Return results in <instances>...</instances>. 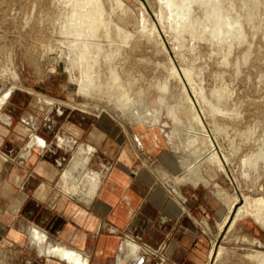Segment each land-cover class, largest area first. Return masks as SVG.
Returning <instances> with one entry per match:
<instances>
[{
  "label": "crops",
  "instance_id": "crops-1",
  "mask_svg": "<svg viewBox=\"0 0 264 264\" xmlns=\"http://www.w3.org/2000/svg\"><path fill=\"white\" fill-rule=\"evenodd\" d=\"M46 93L19 89L1 108L0 251L30 254L27 264H75L40 253L30 235L37 228L47 245L73 251L85 264H137L129 240L140 247L136 254L148 250L142 264H208L211 237L229 212L214 177L203 172L209 184L177 182L181 165L158 135L136 138ZM33 137L43 146L29 145ZM86 153L87 167L100 175L90 198L84 187L63 191L60 181L74 157Z\"/></svg>",
  "mask_w": 264,
  "mask_h": 264
},
{
  "label": "bare ground",
  "instance_id": "bare-ground-1",
  "mask_svg": "<svg viewBox=\"0 0 264 264\" xmlns=\"http://www.w3.org/2000/svg\"><path fill=\"white\" fill-rule=\"evenodd\" d=\"M53 1L59 3L60 8L63 10L62 11L60 9L61 11L60 10L59 11L63 12L62 14L64 16V17L62 16L63 18L59 22L58 33H60V35H62L64 38L65 37L68 38V40L66 39L60 40V44H63L67 49L61 48V46H57L58 56L59 58L64 59L68 62L70 66L69 68L70 79L72 82L77 84L78 94L80 93L81 95L86 97H95V96H100L101 98L105 97L106 104L112 107L114 110L118 111L121 117L127 120V122L130 123L133 127H137V126L148 127L150 129L151 136L157 135L156 133H163L166 136L167 143L171 145L173 151L175 153H179L182 155L180 159V165L182 171L176 177L177 182H191V183L203 182L205 184H209V181L203 175V172L206 171L205 166H210L212 168H215L216 171L230 177L226 169V164L230 162L231 157L228 155V153L227 154L223 153L222 155L219 153L211 133L206 130V127L203 122V117L198 112V106H199L201 108L203 116L205 115L206 117L208 116L210 118L211 126L213 128V134L215 135V138L218 131L222 130L223 132H226L228 122L220 121L218 115L220 116L227 115L229 118L231 117L230 113L228 114L227 112L229 108L227 107L228 108L227 109L226 106H224L223 104L224 103L223 101L225 100L227 93L229 94L227 90H226L227 93L225 91V89H227L228 87L225 88L226 87L225 86L224 87L225 89H222V87L221 89L214 88L210 94L211 96H208L204 88L202 86H198L195 83L193 70L191 68L182 65L181 68L176 69L173 63L170 61L169 69L171 70L170 71L171 75L173 74V77L177 78L178 81L182 84V88L180 92L181 93L180 95L182 96L181 103L178 102L180 98L178 101H176L177 103H175L174 105H171L172 103L169 104L167 102L168 95L171 94V91L168 89V85H166L167 83L164 84L163 82V83L155 84L156 87L155 89L156 90L158 89L157 91H159V93L157 92L158 95L156 96L153 105L154 106L158 105V106L154 107L152 105L151 107L148 103V97H147V92H148L147 90L149 89L148 86H146L148 89L147 88L143 89L142 87H140L139 89L134 90L133 89L134 84L129 80L130 78L129 73L128 75L126 74V76L123 77L120 73L121 71H119L120 68H118V65L121 64L124 60L126 61L127 58L129 57L128 55L129 51H133L137 48L142 38L147 41L152 40L157 43H160V41L157 40V38H159L160 36L157 31V28L154 25H152L149 29L147 28L149 24L147 23L146 15L142 14L141 29L140 30L138 29L137 33L134 34L133 32H130L125 26L126 24L129 23L130 19H129V14L127 13L128 7L126 6V4H124L123 0H53ZM240 1L241 3L243 1V4H240L239 2V5H237V3H235V0H163V2H161L159 5V11L156 12V16L158 17L159 19L158 22L161 23L160 25H162L163 30H165L166 26L169 27V34L172 36L174 40V45L177 46V51H176L177 56L181 58H184L186 56V53H184L183 50L184 39L186 38V36H190V37H194L196 41L194 43L191 42L193 44L187 48L189 52L190 51L194 52L198 50L197 41L203 39V41L205 40L206 42H208L214 54L217 53L221 55L222 58L221 57L220 58L222 59L221 61L222 65H226V64H230V59H231L230 54L232 53V51L236 49V47H239L244 42L245 38H247V34H248L247 30L248 29L251 30V35L253 38V36L256 35L255 33L262 26L258 16H260L261 14V6L263 7L262 4L264 3V0H240ZM117 8L121 10L118 11L119 13L116 11ZM122 11L123 13L120 14V12ZM167 18H170V20L169 19L168 20L169 23L172 24H169L167 22ZM255 41L256 40L254 39V42ZM49 42H48V46H49ZM246 46L247 45H245V47ZM52 47L54 49V46ZM207 51H208V47H207ZM47 52L48 51H46V53ZM207 53L209 54V52ZM211 56L213 55L211 54ZM248 56L249 55H245L243 57L244 62ZM235 60L233 61L235 62ZM12 63L13 61L10 59V64ZM217 63H219V61ZM244 64L246 65V63ZM233 65L236 73L242 72L240 71L241 69H239L240 64L238 65V61ZM251 67L253 68V66ZM7 69H9L10 71V68ZM7 69H4V71H6ZM224 69L225 68H223V70ZM221 73H219V75H221ZM11 77L13 78L14 81L19 80V75L15 69L12 71ZM245 77H246L245 79H247V77L249 76L245 75ZM262 79L264 80L263 77ZM232 81L234 82L233 79ZM220 83L221 82H219V84ZM223 84H225V82ZM247 84H249V82ZM256 84H258V82H256ZM188 85H190L194 91L193 96L189 93ZM260 91L263 90H259V92ZM10 92L11 90L9 89L8 91L5 92V94H3L0 97V116H1V108L3 104L6 102ZM164 115L166 118H168L171 121V129H169V131L167 132H165L163 128L166 125V123L162 122V118L164 117ZM237 118L239 119L242 117H237ZM232 119H235V117ZM261 119L263 120L262 117ZM251 126H248L247 130L245 129L244 132L245 135L244 140H246L245 146H248V148L250 147V149H252L249 151V153H246L244 155V158L241 161V164L243 166L242 174L245 176V178L246 177L249 178L251 176L250 169L257 170L256 168H257L258 159L261 160V158H264V138H263L264 134L262 135L263 137H261V135L259 134L260 138L258 136L259 139L257 138L254 139L253 138L254 136L252 137V135L255 133L254 131L255 128L253 129V127ZM256 127L259 129L258 126ZM234 139L232 140L233 142ZM42 143L43 141L38 137H33L29 141V145L31 144L41 145ZM242 143H244V141ZM204 144L205 146H203ZM238 147L240 148V145ZM87 151H90V148H88ZM83 152L84 151H82L81 154ZM237 152L239 151L237 150ZM87 153L85 155L78 154L77 156L74 157L72 163L69 164L70 166H68L64 170L60 181L61 182L63 181L62 184L63 185L62 189L64 188L63 191H67L71 194L72 193L75 194L78 192V189L80 187L81 188L84 187L87 189V191L85 190L86 193H84L85 191L83 192L84 193L83 197L85 195V198H90L98 188L100 182L99 180L100 175L99 173L87 167L89 161L88 154H90ZM231 153L233 152H230V154ZM212 185L217 195L223 201L227 202L228 203L227 206H229L228 215L223 220V222H221L220 229H222L226 224H229V229H230L231 227H233V225L238 219H241L247 215L252 216L256 221H258L262 226H264L263 197L250 198L249 196L243 194L244 202L235 211L236 208L235 205L239 200L238 194L231 193L226 188L221 187L218 183H213ZM234 212L235 214L233 215ZM30 235L32 239L31 241L34 242L40 253L54 255L57 256L58 258L65 259L75 264H85L86 260L82 261L79 254H76L75 252L65 249L64 247H61L59 245L57 246L51 244L47 245V239H46L47 237L45 233L40 231L39 229L32 228L30 230ZM125 246L129 248L133 256L137 257L138 254H136V252L139 250V246L136 243L125 242ZM223 253H224V249L222 246H219L217 249H215L214 247L212 248V257L215 255V260L219 259ZM246 258H248L250 261L254 262L255 264H264V251H256L255 253H249L246 255Z\"/></svg>",
  "mask_w": 264,
  "mask_h": 264
},
{
  "label": "rangeland",
  "instance_id": "rangeland-1",
  "mask_svg": "<svg viewBox=\"0 0 264 264\" xmlns=\"http://www.w3.org/2000/svg\"><path fill=\"white\" fill-rule=\"evenodd\" d=\"M44 1L46 0H0V97L9 89L11 90L9 96L13 91H17L19 89H22L29 93L33 92L39 94H44L45 91H48L49 93H46L47 95L45 96L46 99H53V97H56L60 100L65 101L68 106L81 108L82 110H86L89 112H95L96 114L101 115L104 118H109L113 123L119 124V126L128 129L130 133H134L136 135V138H140L141 135L145 138H148V136H150V129L148 127H132V125L127 122V120L121 117L118 111L114 110L112 107L106 104L105 97H86L81 95L80 93L78 94L77 84L72 82L70 79V66L66 60L59 58L57 52V46H61V48L67 49L63 44H60V40H68V38H64L62 35H60V33H58L59 22L64 17L62 14L63 12H60L62 9L60 8L59 3L54 2L53 0H47L46 2ZM159 1L160 0H123L124 4H126V6L128 7L127 13L129 14L130 19L129 23L125 25L126 28L130 32L136 34L138 29H141V16L142 14H145L147 23L149 24L147 28L149 29L152 25L157 28V31L160 35L157 40L160 41V43L152 40L147 41L142 38L137 48L133 51H129V57L127 58V60H124L121 64L118 65V68H120L119 71H121L120 73L123 77L126 76V74L128 75L129 73V80L134 84V90H137L140 87L146 89V86H148L149 89L147 88V97L148 103L151 107L156 96L159 93V91H157L158 89H155V84L163 82L164 84L167 83L166 85H168V89L171 91V94L168 95L167 102L169 104L172 103L171 105H174L180 98L178 102L181 103L182 96L180 95V92L182 84L178 81L177 78L173 77V74L171 75V70L169 69L170 61L173 63L176 69L181 68L182 65L191 68L193 70L195 83L198 86H202L208 96H211L210 94L214 88L221 89L222 87V89H225L228 87L227 89H225V91L227 90L229 94L226 91L227 96L225 97L223 104L224 106H226V108H229H227L228 114L230 113V116L232 118L235 117V119H232L230 117L232 119L231 120L227 115H218L220 121L228 122L226 132H223L222 130L218 131L215 138L210 118L208 116L206 117L205 115L203 116V113L199 106L198 112L203 117V122L206 130L211 133L219 153L221 155L223 153H228V155L231 157L230 162L226 164V169L230 177L216 171L215 168H212L210 166H205L206 171L204 175L209 180L210 176H212V179L214 177L213 180L220 183L223 187L228 189V191L238 194L239 200L235 205L236 211L237 208L244 202L243 194L249 196L250 198H264V158H261V160L258 159L256 168L257 170L250 169L251 176L249 178H245V176L242 174L243 166L241 164L244 155L252 150L250 149V147L248 148V146H245V129L247 130V127L251 126L252 124L251 127H253V129L255 128V133L252 135V137L254 136V139H259L260 135L261 137L264 136V126H261L264 125V80L262 79V77L264 78V40H262L264 39V3L262 4L263 7L261 6V14L260 16H258L262 25L261 28L255 33L256 35H254L253 38L251 35V30L248 29L247 38L249 40L245 38V44L243 42L239 47H236V49L233 50L234 52L232 51V55L230 54V64L222 65L221 55L217 53L214 54L208 42H206L205 40L203 41V39L197 41L198 50L189 52L187 48L196 41L194 37L190 36H186V38L184 39L183 50L184 53H186V56L184 58L177 56V46L174 45V40L169 34V27L166 26L165 30H163V27L162 25H160L161 23L158 22L159 19L156 16V12L159 11V5L161 2H163V0L160 2ZM239 2L240 4H243V1L241 3L240 0H235V3H237V5H239ZM116 11L118 12L121 10L117 8ZM121 13H123V11L120 12V14ZM168 19L170 20V18H167V22L169 23ZM50 21L52 24L50 23ZM54 22H56L57 25ZM51 32L53 33V35ZM254 39L256 40L255 42ZM245 45L247 46L245 47ZM52 46H54V49ZM206 46L208 47V51ZM46 51L48 52L46 53ZM238 51L239 53L241 52V55L238 53ZM207 52H209V54ZM211 54L213 56H211ZM208 55H210L211 57ZM237 55L240 57H238ZM245 55H249V58L247 57L248 61L246 59L244 62L243 57ZM10 59L13 61L12 64H10ZM233 60H235V62ZM216 61H219V63H217ZM237 61L238 65L240 64L239 69H241L240 71L242 72L236 73L234 69L233 64H235ZM243 62L246 63L247 66ZM251 66H253V68ZM7 68H10V71ZM223 68L225 69L223 70ZM4 69L7 70L4 71ZM14 69L19 75L18 81H14L11 77L12 71ZM255 71L256 73H258L256 74ZM9 72L11 75L9 74ZM218 72L224 73H221V75H219ZM245 75L249 77L245 79ZM259 75L260 77H262L260 78ZM232 79L234 80V82L232 81ZM65 82H67V86L65 85L66 92L63 89L64 86H62L65 84ZM219 82H221L220 84L222 86L219 84ZM224 82L225 84H227H223ZM248 82L249 84H247ZM256 82H258V84H256ZM188 90L189 93L193 96L194 91L190 85H188ZM259 90L263 91H260V93ZM62 93H65V97ZM230 102L233 105H231ZM157 106L158 105H155L154 107ZM1 111L4 113L2 109ZM241 112H244V115ZM237 117L242 118L238 119ZM261 117L263 118V120L261 119ZM251 121L254 123H252ZM162 122L166 123V125L163 127L165 132L169 131V129H171V121L164 115V117L162 118ZM256 126H258L259 129ZM156 134L162 142L164 140L166 146L163 145V147L175 156V160L180 166V159L182 155L173 151L171 145L167 143L166 136L163 133ZM240 135L244 136L242 137ZM150 138L151 140H154V138H152L151 136ZM233 139L234 142L232 141ZM241 139L242 142L244 141V143L241 142ZM239 145L240 148L238 147ZM203 146H205V144ZM237 150L239 152H237ZM230 152L233 153L230 154ZM3 166L4 165L0 160V169ZM209 189L213 192V189L211 187H209ZM234 214L235 212L233 213V215ZM219 246L223 247L224 253L217 260H215V255L213 257L210 256L208 264H255L254 262L246 258V255L249 253H255L256 251H264V226H262L252 216H244L243 218L238 219L230 229L229 224H226L221 229V231H218L216 235L211 237L210 248L214 247L215 249H217ZM29 260L30 254H14L13 251L12 253H5V251L3 250L0 251V264H27L26 262Z\"/></svg>",
  "mask_w": 264,
  "mask_h": 264
},
{
  "label": "built area",
  "instance_id": "built-area-1",
  "mask_svg": "<svg viewBox=\"0 0 264 264\" xmlns=\"http://www.w3.org/2000/svg\"><path fill=\"white\" fill-rule=\"evenodd\" d=\"M40 146H43V145L41 144ZM129 242H132V241L129 240ZM138 251H140V247H139V250H138ZM143 252H144V253L141 254V256L138 255V256L136 257V261H135V262H136L137 264H142L143 261H144L145 256L148 255V254H147L148 250H147V251H143ZM162 260H163V259L160 258V261H159V262H161Z\"/></svg>",
  "mask_w": 264,
  "mask_h": 264
}]
</instances>
